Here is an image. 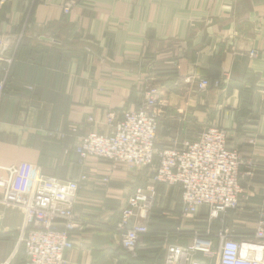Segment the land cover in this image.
I'll return each mask as SVG.
<instances>
[{"label": "crops", "instance_id": "0c3cea01", "mask_svg": "<svg viewBox=\"0 0 264 264\" xmlns=\"http://www.w3.org/2000/svg\"><path fill=\"white\" fill-rule=\"evenodd\" d=\"M0 36L13 58L0 99V168L25 162L63 181L87 176L68 264H164L165 245L187 246L199 232L216 248L221 227L253 238L264 221V0H0ZM200 78L210 82L205 93L195 90ZM152 89L162 104L156 147L224 129L244 163L242 193L238 208L209 224L204 207L182 219L179 188L157 184L149 234L129 254L116 224L151 169L96 158L81 166L73 149L82 135L108 134L105 115L120 118ZM23 222L20 209L0 204V264L12 255L10 264H22ZM193 261L216 264L201 253Z\"/></svg>", "mask_w": 264, "mask_h": 264}, {"label": "built area", "instance_id": "2783aa9c", "mask_svg": "<svg viewBox=\"0 0 264 264\" xmlns=\"http://www.w3.org/2000/svg\"><path fill=\"white\" fill-rule=\"evenodd\" d=\"M68 11V6L63 8L65 14ZM8 44L0 36V64H4L0 99L13 61L12 57H4ZM249 56L255 58L257 54L251 51ZM209 87L210 82L205 78L195 84L198 93H205ZM158 95L154 89L147 91L140 106L127 110L120 118L115 112H108L105 115L108 134L82 135L73 149L81 166L89 158H96L139 170L151 169L149 186L135 189L116 225L121 248L130 254H134L140 238L147 233L146 220L156 200L157 184L179 188L182 218H192L204 207L209 224L238 208L242 193L239 167L244 163L236 150L227 148L224 129L210 125L195 140L173 141L156 147L162 107ZM0 169L6 173L0 175V204L20 209L24 214L18 237L22 264H68L65 254L72 248L71 234L80 227L75 202L87 176L81 174L77 180L63 181L43 176L36 166L25 162ZM136 219L141 222L131 223ZM216 235V248L211 237L199 232H195L187 246L167 244L164 264H200L193 261L195 253L215 259L216 264H264L262 218L250 240H235L227 228H220ZM12 259L13 255L2 264H10Z\"/></svg>", "mask_w": 264, "mask_h": 264}, {"label": "trees", "instance_id": "16d2710c", "mask_svg": "<svg viewBox=\"0 0 264 264\" xmlns=\"http://www.w3.org/2000/svg\"><path fill=\"white\" fill-rule=\"evenodd\" d=\"M20 46H18L17 47V49H16V52H15V58L14 59H16L17 57H18V53H19V50H20V48H19ZM22 50V49H21ZM11 66H12V64H11ZM4 67V64H0V72H2L1 70H2V68ZM11 68V67H10ZM2 76H3V73H2V75L0 76V79L2 78ZM180 205H181V203H180ZM180 215H181V210H180ZM148 227V226H147ZM222 228V227H221ZM108 229V228H107ZM174 233H175V231L173 230L172 232H169V234H168V236L169 237H175V235H174ZM147 234H149V230L147 229V233L144 235V236H146ZM178 234H180V232L178 233ZM143 236V237H144ZM125 252V251H124Z\"/></svg>", "mask_w": 264, "mask_h": 264}, {"label": "rangeland", "instance_id": "374dc122", "mask_svg": "<svg viewBox=\"0 0 264 264\" xmlns=\"http://www.w3.org/2000/svg\"><path fill=\"white\" fill-rule=\"evenodd\" d=\"M20 38H21V35L19 36ZM19 39V38H18ZM60 179V178H59ZM157 206H158V200H157V197H156V200H155V203H154V205H153V207H152V209H151V211L152 210H154V209H156L157 208ZM121 213V212H120ZM181 216V215H180ZM182 218V217H181ZM119 219H120V216H119ZM182 219H184V220H187V219H185V218H182ZM119 221V220H118ZM117 225V224H116ZM117 229V228H116ZM147 229H148V227H147ZM118 231V230H117ZM118 234H119V241H120V232L118 231ZM172 244V243H171ZM121 246V245H120ZM165 246H167V245H165ZM123 250V249H122ZM124 251V250H123ZM127 253V252H126ZM130 254V253H129Z\"/></svg>", "mask_w": 264, "mask_h": 264}]
</instances>
